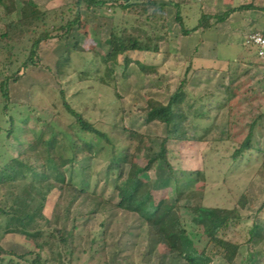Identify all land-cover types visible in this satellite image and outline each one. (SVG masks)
I'll use <instances>...</instances> for the list:
<instances>
[{"label": "trees", "instance_id": "trees-1", "mask_svg": "<svg viewBox=\"0 0 264 264\" xmlns=\"http://www.w3.org/2000/svg\"><path fill=\"white\" fill-rule=\"evenodd\" d=\"M174 6L176 21L185 35L222 22L237 11L264 9L251 2L230 7L220 15L204 12L195 28L186 29L180 6ZM167 8V2L158 0H74L56 8L0 0L4 26L0 34V264H112L107 255L103 212L94 210L86 216L76 213L83 195H97L96 190L88 188L95 160L105 162L100 178L104 187L115 182L117 206L136 213L169 253L179 254L187 264H211L215 254L209 253V248L213 245L231 264L246 245L244 264L256 260L255 247L262 240V229L254 225L246 235L233 234L231 228L241 222L236 208L176 204L166 198L149 204L144 195L151 183L139 178V174L148 171L152 161L163 162L174 172L170 155L177 156L184 141L232 140L233 161L242 159L248 151H256L263 154L264 170V63L230 61L222 92L191 87L184 76L167 103L149 98L146 122L163 124L166 132L156 158L142 168L137 158L145 142L144 134L128 126L99 128L65 100L63 91L62 105L72 120H63L58 114L30 123L31 118L13 114L16 107H11L9 100L10 81H16L28 64H37L38 49L44 41L55 33L82 27V10L112 19L106 40L110 49L106 54L91 52L93 63L102 62L110 74L114 69L108 64L121 61L125 66L134 62L148 77L157 74L158 66L133 55L160 53L170 33ZM246 47L255 49L256 56L261 57L255 46ZM85 51L78 43L68 48L58 60L59 75H67L71 52ZM91 74L87 65L79 70L81 80L91 78ZM97 79L107 81L102 76ZM238 118L246 121L243 136L234 133ZM11 138L19 148L16 154H10ZM79 166L85 176L81 184L72 178ZM195 174L196 184L204 182L200 170ZM120 180H124L122 185L118 184ZM203 188L198 185L191 191H179L176 201L202 200ZM54 192L57 196L47 215L45 210ZM240 204L244 206L243 201ZM9 236H20L29 250L18 255L4 249L1 241Z\"/></svg>", "mask_w": 264, "mask_h": 264}, {"label": "rangeland", "instance_id": "rangeland-1", "mask_svg": "<svg viewBox=\"0 0 264 264\" xmlns=\"http://www.w3.org/2000/svg\"><path fill=\"white\" fill-rule=\"evenodd\" d=\"M72 1L74 0H19L20 3L45 8H56ZM124 1L111 0L117 3ZM158 1L168 4L169 39L161 44L158 54L133 55L135 59L158 66L157 74L148 77L134 62L125 66L122 61L108 64L114 69L113 74H110L102 62L93 63L91 52L106 54L110 49L106 40L110 35L112 19L108 15H95L82 10V27H76L72 32L55 33L54 37L44 41L38 49L37 64H28L16 81H10L9 100L12 102L11 107H16L13 114L16 117L23 115L31 118L30 123L40 117L47 120L58 114L63 120H72L62 105L63 91L65 100L99 128L107 129L110 125L128 126L144 134L145 142L137 158L139 168H142L156 158L166 132L163 124L146 122L145 106L149 98L167 103L171 92L184 76H187L191 87L222 92V86L229 77L230 61L252 60L264 63V57H257L256 50L246 47L245 43L249 33L264 31V9L237 11L222 22H215L210 27L199 28L185 35L182 26L176 21L177 9L174 6H180L184 28L193 29L204 12L211 16L220 15L230 7L251 2L264 7V0ZM3 30V21L0 19V34ZM76 43L86 51L71 52V59L66 64L67 75L62 77L58 73V60ZM85 65L92 70L91 78L81 80L79 70ZM97 76H102L107 81L102 82ZM1 122L0 114V124ZM237 122L234 133L243 136L246 121L238 118ZM10 141V154H16L19 149L16 141L12 138ZM233 146L232 140L214 143L182 142L178 155H170L171 163L175 166L174 172H170L165 163L152 161L149 170L139 174V178L151 183L144 198L149 204H156L161 198H166L176 204L236 208L241 222L233 226L231 232L238 236L246 235L254 225L261 227L262 240L255 247L257 257L253 264H264L263 154L248 151L242 159L233 161ZM104 167L105 162L102 160L92 162L88 188L96 190L97 195H83L76 213L86 216L94 210L103 212L110 263L187 264L179 254L169 253L154 231L142 225L136 213L117 206L119 197L115 182L104 187L100 180ZM79 168L80 166L75 169L72 178L81 184L85 176L81 175ZM197 170L204 174L205 180L196 184ZM123 183L124 180L118 181L119 185ZM198 185L204 186L202 200L176 201L179 191H191ZM56 196L54 192L49 198L45 210L47 215L50 214ZM240 201H243L244 206ZM1 245L18 255L29 250L20 236H9L1 241ZM246 248V245L241 247L231 264H244ZM218 250L213 245L210 246L209 253L215 254L211 264H230Z\"/></svg>", "mask_w": 264, "mask_h": 264}, {"label": "built area", "instance_id": "built-area-1", "mask_svg": "<svg viewBox=\"0 0 264 264\" xmlns=\"http://www.w3.org/2000/svg\"><path fill=\"white\" fill-rule=\"evenodd\" d=\"M245 41L246 44L255 46L258 50V55L264 57V31L256 30L249 33Z\"/></svg>", "mask_w": 264, "mask_h": 264}, {"label": "crops", "instance_id": "crops-1", "mask_svg": "<svg viewBox=\"0 0 264 264\" xmlns=\"http://www.w3.org/2000/svg\"><path fill=\"white\" fill-rule=\"evenodd\" d=\"M248 34V33H247Z\"/></svg>", "mask_w": 264, "mask_h": 264}]
</instances>
